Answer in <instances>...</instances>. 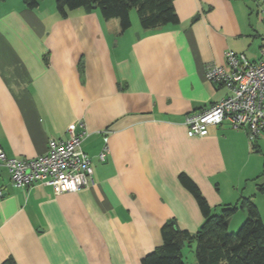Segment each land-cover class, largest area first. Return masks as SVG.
<instances>
[{"label": "crops", "instance_id": "1", "mask_svg": "<svg viewBox=\"0 0 264 264\" xmlns=\"http://www.w3.org/2000/svg\"><path fill=\"white\" fill-rule=\"evenodd\" d=\"M174 8L175 24L144 29L130 12L121 30L97 9L62 17L55 0L35 8L0 0L1 148L34 157L84 120L94 180L56 194L15 186L0 163V263L141 264L166 220L190 232L203 220L180 172L211 207L249 197L264 220V132L253 148L227 120L195 137L184 124L228 93L205 78L208 63L222 64L226 50L260 58L264 0H174ZM246 215L239 207L230 228Z\"/></svg>", "mask_w": 264, "mask_h": 264}, {"label": "built area", "instance_id": "2", "mask_svg": "<svg viewBox=\"0 0 264 264\" xmlns=\"http://www.w3.org/2000/svg\"><path fill=\"white\" fill-rule=\"evenodd\" d=\"M204 76L210 82L225 85L228 93L209 107L185 116L189 137L205 136L210 125L224 120L234 129H245L250 142L264 132V44L256 61H250L243 52L226 50L224 62L208 63ZM67 133L64 139H50L45 153L30 158L7 156L0 146V163L8 169L13 184L29 187L41 183L56 194L93 184L91 157L82 148L88 135L85 121L71 123ZM104 142L99 153L101 160L108 151L106 135Z\"/></svg>", "mask_w": 264, "mask_h": 264}, {"label": "trees", "instance_id": "3", "mask_svg": "<svg viewBox=\"0 0 264 264\" xmlns=\"http://www.w3.org/2000/svg\"><path fill=\"white\" fill-rule=\"evenodd\" d=\"M22 1L28 8H35L40 2ZM55 7L62 17L75 8L97 9L106 19L117 18L121 30L131 25L132 8L144 29L179 21L174 0H55ZM178 180L192 194L203 220L195 232L181 229L174 218L166 220L161 226V244L146 253L141 264H185L182 247L192 241L198 264H264V221L249 197H242L238 203H225L219 213H213L199 186L185 172L178 174ZM239 207L246 210V219L235 232L229 231V218ZM0 264L16 263L8 256Z\"/></svg>", "mask_w": 264, "mask_h": 264}, {"label": "rangeland", "instance_id": "4", "mask_svg": "<svg viewBox=\"0 0 264 264\" xmlns=\"http://www.w3.org/2000/svg\"><path fill=\"white\" fill-rule=\"evenodd\" d=\"M131 13L134 15L136 14V9L135 8H132L131 9ZM225 203H222V204H219L218 206H213L212 207V212L213 213H219L220 212V209L221 207L224 205ZM246 219L243 218V220L237 224L233 229L230 228L229 226V231H236L238 229V227L243 223V221ZM264 221V220H263ZM232 227V226H231ZM194 248H195V242L192 241L190 243H185L183 249H182V254H183V259L185 261V264H198V262L196 261V258H195V254H194Z\"/></svg>", "mask_w": 264, "mask_h": 264}, {"label": "water", "instance_id": "5", "mask_svg": "<svg viewBox=\"0 0 264 264\" xmlns=\"http://www.w3.org/2000/svg\"><path fill=\"white\" fill-rule=\"evenodd\" d=\"M197 16H195V18H196Z\"/></svg>", "mask_w": 264, "mask_h": 264}]
</instances>
